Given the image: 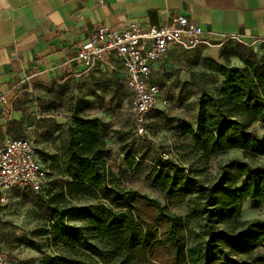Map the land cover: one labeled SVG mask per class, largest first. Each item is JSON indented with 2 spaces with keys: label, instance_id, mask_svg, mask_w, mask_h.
<instances>
[{
  "label": "trees",
  "instance_id": "16d2710c",
  "mask_svg": "<svg viewBox=\"0 0 264 264\" xmlns=\"http://www.w3.org/2000/svg\"><path fill=\"white\" fill-rule=\"evenodd\" d=\"M238 57L240 66L206 61L222 84L200 95L196 127L182 133L194 142L184 149L204 164L231 150H240L242 158L222 164L207 183L191 166L159 159L146 178L165 202L127 187L109 168L106 123L83 115L90 99H73L72 124L59 153L45 160L38 154L49 175L37 193L51 211L40 234L60 249L49 264H264V219H240L245 199L252 208L264 205V135L252 129L264 123V54L245 50ZM121 151L133 168L137 151L123 143ZM178 205L186 207L185 215L171 210ZM77 221L82 224H72ZM20 240L42 251L38 241Z\"/></svg>",
  "mask_w": 264,
  "mask_h": 264
},
{
  "label": "crops",
  "instance_id": "0c3cea01",
  "mask_svg": "<svg viewBox=\"0 0 264 264\" xmlns=\"http://www.w3.org/2000/svg\"><path fill=\"white\" fill-rule=\"evenodd\" d=\"M181 14L202 28V41L193 48L177 46L167 58L153 63L152 79L164 85L158 84L164 97L166 92H187L188 96L198 92L200 97L216 86L206 82L203 87L194 75L197 53L220 62L218 50L232 36H240L238 41L248 46L264 44V0H0V92L13 100L0 108V144L9 137L37 142L49 130L50 120L41 118L38 108L25 106L23 99L37 83L84 73L85 65L72 58L87 32H97L103 23L117 31L131 24L163 25ZM103 65L121 68L113 61ZM191 126L196 127V121ZM186 137L192 145V137ZM36 145L52 149L47 140ZM109 157V168L123 174L125 158L116 168Z\"/></svg>",
  "mask_w": 264,
  "mask_h": 264
},
{
  "label": "rangeland",
  "instance_id": "374dc122",
  "mask_svg": "<svg viewBox=\"0 0 264 264\" xmlns=\"http://www.w3.org/2000/svg\"><path fill=\"white\" fill-rule=\"evenodd\" d=\"M244 49L257 55L264 54V44L248 46L232 39L218 50L220 63L242 64L238 55L244 52ZM218 55L212 56L217 59ZM194 57L197 61L194 75L197 76L199 83L203 87H206V82L216 85L211 89L207 88L208 92L221 87L219 75L215 74L206 63L211 58H207L202 53H197ZM157 83L163 88L164 85ZM166 96L167 106L155 110L149 117L151 138L137 136L132 131L133 96L127 86L125 73L119 66L99 64L93 68L85 67L84 73L78 76H59L45 80L35 84L33 91L26 93L23 102L29 108H38L41 118L50 120L49 130L37 137L38 144L47 140L52 146L50 150L43 145L38 146L37 153L45 160L55 155L72 124L73 99L77 97L90 99L93 104L83 115L101 117L106 123L103 138L111 149L110 162L116 168L117 165L123 164L122 143L137 151L138 159L134 167L130 169L124 165L122 168L121 175L125 185L165 202L164 194L151 186L146 178L149 171L161 159L162 152L176 151L180 155L178 164L191 166L193 175L200 177L206 183L218 176L222 164L234 157L242 158L240 150H231L211 157L209 162L204 164L198 155L184 149V146L190 144L188 137L182 135V128L191 126L196 121L198 92L191 96H188L187 92L176 95L166 92ZM252 129L264 135L263 122L253 123ZM168 172L171 173L172 170L168 169ZM57 178V176L51 178L50 187ZM1 196L3 201L0 202V251H6L11 257L27 264H49V258L60 249L40 234L41 228L51 222V211L42 201L44 194L13 189L3 190ZM171 210L178 214L187 213L184 205L171 207ZM258 218L264 219V205L252 208L250 199H245L242 202L240 219L245 221ZM72 224H82V222L77 221ZM21 238L38 241L42 245V251L22 244Z\"/></svg>",
  "mask_w": 264,
  "mask_h": 264
},
{
  "label": "built area",
  "instance_id": "2783aa9c",
  "mask_svg": "<svg viewBox=\"0 0 264 264\" xmlns=\"http://www.w3.org/2000/svg\"><path fill=\"white\" fill-rule=\"evenodd\" d=\"M203 30L186 15H178L171 23L141 27L131 24L117 31L109 23L97 32L86 33V40L72 61L93 68L99 63L116 62L124 71L132 96V131L151 138L149 117L168 104L161 87L152 79L153 63L167 58L177 46L193 48L201 43ZM230 39L240 40V36ZM264 43V39L261 40ZM13 100L0 92V108L12 105ZM161 158L178 164L176 151H164ZM48 168L37 153L36 141L30 137H9L0 144V202L3 190H32L40 192L48 183ZM0 264H27L0 252Z\"/></svg>",
  "mask_w": 264,
  "mask_h": 264
}]
</instances>
